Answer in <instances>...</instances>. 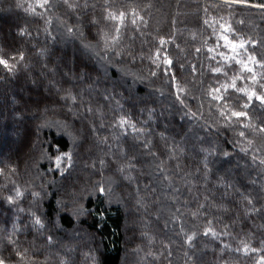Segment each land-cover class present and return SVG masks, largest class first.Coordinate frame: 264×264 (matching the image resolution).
Returning a JSON list of instances; mask_svg holds the SVG:
<instances>
[{"label": "trees", "instance_id": "1", "mask_svg": "<svg viewBox=\"0 0 264 264\" xmlns=\"http://www.w3.org/2000/svg\"><path fill=\"white\" fill-rule=\"evenodd\" d=\"M34 2L0 0V55L17 58L11 73L0 66V257L9 264H257L264 256V133L240 124L264 127V104L238 89L264 94V8L252 6L264 0H70L74 9L50 0L47 12L36 10L43 15L25 10ZM108 11L126 13L115 42L118 21L106 19ZM221 35L244 48L232 52ZM105 38L121 55L101 59ZM173 75L185 89L183 104ZM233 78L236 88L225 91ZM215 88L224 101L211 98ZM68 90L76 104L62 99ZM225 102L247 118L225 127L218 111ZM122 116L144 131L113 127ZM7 134L15 143L8 155ZM66 152L72 166L57 169L56 155ZM209 220L228 235L205 237ZM14 227L15 245L8 241ZM193 232L189 246L184 233ZM241 241L259 251L237 252Z\"/></svg>", "mask_w": 264, "mask_h": 264}, {"label": "snow or ice", "instance_id": "2", "mask_svg": "<svg viewBox=\"0 0 264 264\" xmlns=\"http://www.w3.org/2000/svg\"><path fill=\"white\" fill-rule=\"evenodd\" d=\"M63 2H64L65 5H67V7L69 9H74L76 7V5L74 3H71L70 0H63ZM226 2L227 3H243V2H245V0H226ZM252 6L253 7H259V8H264V4L252 5ZM49 7H50V0H35L34 4H28V6H27V8L25 10L31 12L34 15H43V13L37 12L36 10L37 9H42V10H44V12H47L49 10ZM125 15H126V13L123 12V11H120L119 13H114L112 11H108V14L106 16V19H111L113 21H118L117 27L115 29L117 35L111 37V40L113 42H115L118 39V34L120 32V26L119 25L120 24H123L124 19H125ZM133 15L134 16L136 15L135 12H133ZM47 22L48 23H51L50 20L47 21ZM95 22H96L95 20L92 21V23H95ZM135 22H136L135 19H133L132 23L135 24ZM205 23H208V21H205ZM220 27L222 29H224V32L225 33H227L229 31V28L226 27L224 24H221ZM66 30L70 34L74 32V29H73L72 26H68ZM49 35H51V33H49ZM219 39L223 40L224 41V46L230 48L232 50V52H236V49L237 48H244V42L243 41H241L239 43L233 42L232 40L229 39L228 35H221L219 37ZM160 44L161 45L165 44V40L163 38L160 39ZM109 51H114V54L116 56L121 55L120 52L114 50V48L108 43L107 38H105V46H104V50H103L104 54L101 55V59H105L107 57V53ZM196 51L199 52L200 49L197 48ZM209 51L211 52L212 49L209 48ZM158 55H159V53H157V56ZM221 55H223V54H221ZM19 58H20V60H23V54L22 53L20 54V57ZM16 59L17 58H16L15 55L8 56L7 58H5V56H3V55H0V66H3V68L5 70H7L8 72L11 73V72H13V70L17 66L16 65ZM224 59H226V60L227 59H235V57H227V56H225ZM249 60L253 64L256 63L255 57H251L250 56L249 57ZM163 63L165 65H171L172 64V61L168 58L167 55H165L164 58H163ZM236 63L242 64V66L244 68H246L249 72H252V69L251 68H248V65L246 63H244L243 61L237 59L236 60ZM157 67H159V64H157ZM261 67H264V64H262ZM193 72H195V66H193ZM213 72L220 73L221 72V68H214L213 69ZM151 74L153 76H155L156 75V72L153 71ZM165 75L167 76V72H165ZM225 75H226V73H225ZM254 79H255V75H253V80ZM171 80L173 82V87H175L176 90H177L176 99L179 100L181 104H183L184 102H183V100H182V98L180 96V93L185 92V89L182 88V87H180V85L178 83H176V77H175V75H173L171 77ZM222 87H223V89L225 91H227V89L229 87H232V88L235 89L236 88L235 78L232 79V82H231L230 85L229 84H224ZM262 87H264V85H262ZM238 91L244 92V94L248 98V101H252L253 97H255V99L258 100L261 104H264V94L257 95V93L255 91H250L248 89H238ZM220 92H221V89L220 88L212 89L211 98L213 100L218 101V102L219 101H224V96L218 94ZM62 99L71 101V104H76L78 98L70 90H68L66 92V95L63 96ZM104 99L105 100H108L110 98L107 95H105L104 96ZM117 103L119 104V101H117ZM248 106L249 105L247 103H245L242 107L246 109V108H248ZM69 111H72L71 107H69ZM87 111L89 113L92 112L91 106L88 107ZM218 111H219L220 117H222L224 119V121H226V123L224 125L225 127H229L233 123L240 124V119L239 118H241V117L247 118V113L246 112H244V111H236V110L229 109L228 108V105H227V102L224 103L223 109H218ZM232 118H236L235 121H233ZM117 124L122 129L125 128V125H127L128 127H130L132 129L133 133H135V132H143L144 131L143 128H137L136 125H135V123L130 122L126 117H123V116L119 118V120L117 121L116 124H113V127H116ZM240 126L242 128H249L250 127V128H252V131L253 132L259 131L260 133H264V127H259L257 129L255 126H252L250 124H240ZM101 127H103V124H101ZM92 131L93 132L96 131L95 127H93ZM124 134L126 135L127 133L125 132ZM239 136L240 137H244L245 136L244 131H240L239 132ZM149 143L150 142L144 143L143 144V147L145 149H148L149 148ZM247 143L249 145H251L252 141L251 140H248ZM240 150H241V152H244V153H247L248 152V148L247 147H241ZM151 154L152 155H156V153H154V152H152ZM209 154H211V153H209ZM224 156H228V153L227 152H224ZM252 160H253V162H255L257 160V156L253 155L252 156ZM62 163H66V165H67L68 168H70L72 166L73 156H72V153L71 152H66V153H61V154L56 155V157H55V165H56V168L57 169H60ZM99 163L103 166L105 164V160L104 159H101L99 161ZM259 163L261 165H264V159H260L259 160ZM93 166H95V165H93ZM128 167H134V165L129 164ZM204 168L206 169V171H205V179H207L208 163H207V160L206 159L204 161ZM2 171L3 170H0V174H2ZM118 171L121 172V173H124L125 167L123 165L119 166L118 167ZM160 171H161V173L164 172L163 167H160ZM61 174H63V171H61ZM124 178L127 179V180H131L132 179L131 175H125ZM163 178L165 180L169 179V177L166 174L164 175ZM97 187H99V190L101 192L104 191V188H103V186L101 184H98ZM21 195H22V193L19 191V189H17L16 196L17 197H20ZM32 195H33V197H38L40 194L39 193H36V192H33ZM241 195H243V194H241ZM6 199H7L8 203H10V204L14 202V198L12 196H8V197H6ZM205 199H207V197H205ZM244 199L247 201V204L249 206H251L250 211H252V212L258 211V209L253 204V200L250 197L244 196ZM204 207H205L204 204H200V208H204ZM21 211H23V209H21ZM176 211L179 212L180 209L177 208ZM31 215L33 216V223H34V225L35 226H38L40 229H43L44 228V224H43L41 218L38 215H36L35 213H32ZM192 215L195 218L196 215H197V212H193ZM207 223H208L209 226L206 227V228H204V230H203V235L205 237H207V236H209V234H211V236L214 239H216V238H219L220 235H228L227 232L217 233L215 230H213V228L211 227V224H212V221L211 220H209ZM17 231H18V229H16L14 227L13 233L8 236L9 243H11L13 245L16 244V241H14L12 239V235L15 234V232H17ZM183 232H184V229H183V227H181V233H183ZM184 235H185V243H187L189 246H191L194 238L196 237V233L195 232H193L191 234L184 233ZM47 239H48V242L51 244L52 243V237L49 236ZM241 244L243 245V247H242V249L241 248H237L236 249L237 252L243 251L245 254H247L249 251H251V252H258L259 251V249L250 248L247 243H244V241H241ZM224 247H227V245H224ZM26 251H27V249H25V252ZM16 255L18 257H20L21 260L24 259V253H22V252H20L18 250L16 251ZM0 264H9V261L5 260L3 257H0ZM257 264H264V256L260 257V259L257 262Z\"/></svg>", "mask_w": 264, "mask_h": 264}, {"label": "rangeland", "instance_id": "3", "mask_svg": "<svg viewBox=\"0 0 264 264\" xmlns=\"http://www.w3.org/2000/svg\"><path fill=\"white\" fill-rule=\"evenodd\" d=\"M4 141H5L4 142V150H5L4 152H5V154H7V152H8V154L9 153L11 154L12 151L15 150V143H14L11 135L7 134Z\"/></svg>", "mask_w": 264, "mask_h": 264}]
</instances>
